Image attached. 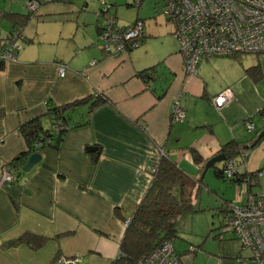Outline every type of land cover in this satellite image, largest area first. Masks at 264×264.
Here are the masks:
<instances>
[{
    "label": "crops",
    "instance_id": "obj_1",
    "mask_svg": "<svg viewBox=\"0 0 264 264\" xmlns=\"http://www.w3.org/2000/svg\"><path fill=\"white\" fill-rule=\"evenodd\" d=\"M8 1L1 6L0 0V45L15 29L3 14H26L21 5L30 0ZM33 1L38 6L29 20L56 14L43 10L50 0ZM60 1L67 0L51 2ZM67 2L79 6V0ZM136 18L144 21L141 46L117 55L106 54L102 46H61V32L46 41L27 30L26 22L15 60H0V173L26 149L18 130L22 123L40 117L49 128L47 105L93 99L95 92L107 98L91 110L88 102L76 106L71 121L88 123L69 129L58 150L41 149L40 161L26 175L15 174L13 182L0 185V264H60L61 257L73 264H110L119 255L123 221L144 196L160 150L196 180L207 159L226 143L243 147L264 131V55L214 56L202 60L195 75L187 74L177 43L145 16L137 13ZM95 21L98 34L97 15ZM60 64L66 66L63 76ZM253 66L261 70L257 79L246 72ZM226 89L232 99L215 106L213 98ZM175 101L185 111L178 122L170 119ZM88 147L98 150L97 160ZM192 149L201 162L193 161ZM23 234L48 240L37 250L24 243L2 247ZM235 242L225 248L237 261L241 249Z\"/></svg>",
    "mask_w": 264,
    "mask_h": 264
},
{
    "label": "built area",
    "instance_id": "obj_2",
    "mask_svg": "<svg viewBox=\"0 0 264 264\" xmlns=\"http://www.w3.org/2000/svg\"><path fill=\"white\" fill-rule=\"evenodd\" d=\"M103 2L100 0L101 4ZM133 3L137 6L139 0H134ZM37 6L36 1L27 4L31 11ZM107 8L104 6L97 13V16L102 17L98 38L104 52L117 55L138 46L143 35V20L138 19L130 25L120 27L111 14L102 16ZM162 10L172 22V35L187 74L195 75L198 64L214 56L264 55V0H164ZM20 30L21 28L13 29L12 33L2 37L1 61L15 60V53L20 48L17 41L23 38ZM65 70L66 66L60 64L59 75L63 76ZM232 97V92L226 89L212 101L215 106L220 107ZM184 118V109L179 101H175L171 107V121L178 122ZM245 127L248 131L254 129V125L248 121L245 122ZM162 154L163 151L160 150L159 156ZM158 157L153 160L152 169ZM236 170L234 160H227L223 168L225 177H232ZM15 178L10 169L3 166L0 185L11 183ZM223 221L240 243V249H250L256 264H264V191H248L246 200L241 205L228 207ZM127 222L128 220L123 222L124 227ZM235 259L241 264L246 263L244 257L237 256ZM58 262L73 264L74 260L61 257ZM137 264H182V258L176 253L173 244L167 241L139 259Z\"/></svg>",
    "mask_w": 264,
    "mask_h": 264
},
{
    "label": "rangeland",
    "instance_id": "obj_3",
    "mask_svg": "<svg viewBox=\"0 0 264 264\" xmlns=\"http://www.w3.org/2000/svg\"><path fill=\"white\" fill-rule=\"evenodd\" d=\"M16 1L21 4L23 0ZM67 1L47 2L43 10L54 9L56 14L39 16L38 19L31 18L26 24V29L33 31L34 35L38 33L40 38L46 41L53 36V33L57 35L61 32V46L79 44V47L89 45L91 50L98 49L102 46V42L96 33V15L98 10L109 6L108 14H114L118 24L132 22L138 13L151 21V25L161 34H165V38H171L170 41L176 42L171 34H166L173 25L163 13V0H142L139 7L132 5L134 0H104L105 4H101L100 0H79V6L73 8ZM8 2L3 0L1 6H7ZM27 4L26 2L23 6L21 5L26 11ZM140 46L141 44L135 48ZM79 55L82 57L84 52H80ZM77 60L78 58H75L74 61ZM247 154L244 163L240 154L233 157L239 170L251 171L264 166V139L248 150ZM222 162L215 163V167L222 168ZM214 170V167L208 168L201 179L202 185L196 184L197 192L192 200L194 210L184 214L177 221V237L172 244L176 253L181 255L182 264H234L237 262L225 248L227 245L230 247L236 243V239L224 224V212L221 209L227 204L241 205L246 200L248 185L244 181L232 182L220 178L215 175ZM262 172L256 180H253L251 191H264V173ZM237 255L246 258L245 264H256L250 249H243Z\"/></svg>",
    "mask_w": 264,
    "mask_h": 264
},
{
    "label": "trees",
    "instance_id": "obj_4",
    "mask_svg": "<svg viewBox=\"0 0 264 264\" xmlns=\"http://www.w3.org/2000/svg\"><path fill=\"white\" fill-rule=\"evenodd\" d=\"M31 1L33 0H30L29 2ZM141 2L142 0H139L137 7L140 6ZM105 3L106 2L104 1L103 4ZM133 4L134 3H132V5ZM106 7H108L107 11L102 12V16L109 12V6ZM33 15L34 10H27L26 14L8 12L4 13L3 17L8 18L13 22L14 28L16 29L22 27ZM111 15L114 17V14ZM97 17L99 19V24L97 25L99 36L102 17ZM114 18L116 20V17ZM138 19L140 18H136L133 22ZM166 19L168 20L167 17ZM133 22L127 25H130ZM143 37L144 36L142 35L139 45L143 42ZM150 70L152 71V67H150L149 71ZM145 72L146 70L141 71L140 75ZM246 72L255 79L262 75L259 66L247 68ZM92 96L93 99L87 97L59 106L47 105L45 114L50 123L49 128L43 127L40 117H34L22 123L18 127V130L25 141L26 149L6 165L11 173L18 175L19 177L26 175L27 172L22 171L21 167L24 165L30 154L40 153V150L43 148L58 150L69 129L86 125L88 120L83 122H72V112L75 110L76 106L80 104L88 102V109L91 110L100 102L107 101V98L101 93L95 92ZM261 112L264 114V111ZM247 121L248 120L245 122ZM90 152L92 159L94 161L97 160L99 156L98 150ZM220 152L225 154L226 159L222 162V168H216L215 164L211 166L215 168V175L232 182L244 181L248 185V190L251 191L250 187L252 186L253 180L258 178L259 172L264 171V166L253 171L239 172L236 170L232 177L227 178L223 171L226 161L233 159V157L238 154L242 156V160L244 161L248 151L243 150L241 144L231 141L222 146ZM191 155L195 163L201 162V158L195 149L191 150ZM16 178L18 177L16 176ZM201 179L202 178L196 180L192 179L187 176L165 153L160 155L157 159L156 165L151 170L149 186L134 213L128 219L123 237L119 244V255L112 260L110 264H137L139 259L148 255L163 243L167 241L172 243L174 238L177 237L176 224L178 219L184 214L194 210L192 200L193 197L196 196V184L199 183V186L202 184ZM229 206L230 205L227 204V206L221 209L224 214L228 211ZM47 240L48 239L44 236L23 234L16 239L5 242L2 247L6 248L24 243L31 249L37 250L41 248Z\"/></svg>",
    "mask_w": 264,
    "mask_h": 264
},
{
    "label": "water",
    "instance_id": "obj_5",
    "mask_svg": "<svg viewBox=\"0 0 264 264\" xmlns=\"http://www.w3.org/2000/svg\"><path fill=\"white\" fill-rule=\"evenodd\" d=\"M12 31H9L7 34L12 33ZM20 33H21V30H20ZM262 138H264V131L259 132V134L256 136V138L250 144L244 145L243 146V150H245V151L246 150H250L256 144H258ZM93 149H94L93 147H88L87 148L88 151H92ZM40 158H41L40 153H32V154H30L28 156L26 162L24 163V165L21 167L22 171L29 172L32 169V167L34 165H36L40 161ZM225 159H226L225 154L221 153V152L217 153V154L213 155L212 157H210L209 159H207V161L204 164V168H203L201 176L203 177V175L205 174L206 170L208 168H210L211 166H213L215 163L222 162Z\"/></svg>",
    "mask_w": 264,
    "mask_h": 264
}]
</instances>
